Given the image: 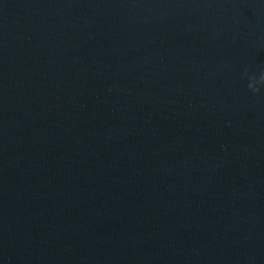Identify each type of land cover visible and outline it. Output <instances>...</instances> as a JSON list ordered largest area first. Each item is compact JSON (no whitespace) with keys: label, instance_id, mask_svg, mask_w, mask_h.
<instances>
[{"label":"clouds","instance_id":"clouds-1","mask_svg":"<svg viewBox=\"0 0 264 264\" xmlns=\"http://www.w3.org/2000/svg\"><path fill=\"white\" fill-rule=\"evenodd\" d=\"M244 75L248 76L247 69L245 70ZM261 87H264V73H261L259 78H257L254 74L249 76L248 88L254 95L260 92Z\"/></svg>","mask_w":264,"mask_h":264}]
</instances>
